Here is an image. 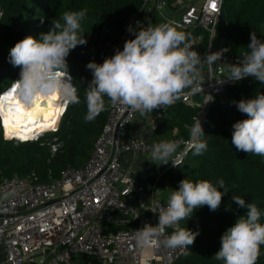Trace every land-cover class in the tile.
I'll return each mask as SVG.
<instances>
[{"label":"built area","instance_id":"obj_1","mask_svg":"<svg viewBox=\"0 0 264 264\" xmlns=\"http://www.w3.org/2000/svg\"><path fill=\"white\" fill-rule=\"evenodd\" d=\"M222 4L223 0H143L140 11L124 22L119 38L95 47L91 56L103 62L117 49L123 50L125 41L135 38L130 27L138 31L153 26L154 19L159 24L175 21L202 59L210 53H223L214 64L202 62L203 91L193 94L185 89L175 101L198 107L197 116L203 125L205 110L214 99L242 80L253 79H227L229 65L239 63L248 52L227 53L225 39L216 37ZM144 11L148 12L146 18L141 17ZM168 107L153 110L154 115L148 119L151 131H155ZM138 113H130L123 106L113 107L109 102L105 124L88 158L79 169L63 170L58 179L41 181L34 172L11 178L0 176V248L4 251L0 264H175L187 254V249L173 250L163 245L145 254L135 246L134 230L145 224L156 226L158 214L152 208L157 202L167 204L156 186L158 180L166 172H176L191 151L186 143H181L168 164L155 161L158 172L154 173L153 182L142 183L136 169L121 163L123 154L152 157L150 142L127 135ZM1 119L0 115L3 140L14 144L38 142L48 134L54 135L60 122L31 140L18 141L6 138ZM41 144L51 155L62 146L56 138ZM176 227L181 228L180 222ZM173 230L166 229L161 239Z\"/></svg>","mask_w":264,"mask_h":264},{"label":"clouds","instance_id":"obj_2","mask_svg":"<svg viewBox=\"0 0 264 264\" xmlns=\"http://www.w3.org/2000/svg\"><path fill=\"white\" fill-rule=\"evenodd\" d=\"M85 18L86 10L65 12L63 24L52 20L50 29L39 39L29 35L17 42L9 50V63L19 67L20 73L17 71L15 76L19 75V79L11 81L8 90L0 94V100L15 97L19 103L31 107L41 97L59 95L67 103L79 104L78 89L69 74L67 57L78 45L87 44L81 26ZM179 28L175 21L148 25L138 31L130 27L129 32H134L135 38L125 41L123 50L117 49L101 64L89 62L86 67L92 72L93 79L85 88V122L93 121L105 110V97L113 107L123 106L130 113L147 116L153 110L172 106L185 89L193 94L203 91L202 62L214 64L223 53H210L202 59L197 51L192 50L185 33ZM247 48L248 53L239 63L229 65L227 79L239 81L251 76L264 84V41L252 31ZM234 103L248 118L233 124L231 144L238 151L264 156V94L257 93L252 99ZM194 119L188 141L153 144L154 161L168 164L181 143H186L194 156L207 150L201 121L198 116ZM218 185L208 180H181L178 190L170 193L166 206L158 202L154 204L152 212L158 214L157 225L145 224L134 230L136 248L147 254L161 245L173 250L193 245L199 233L176 226L202 206H208L211 211L218 210L222 197L228 193L222 179ZM232 202L240 209L247 208V213L239 216L221 236V247L214 257L224 264H256L264 245V224L260 223L262 213L255 203L246 204L239 196H232ZM168 228L174 230L161 239Z\"/></svg>","mask_w":264,"mask_h":264},{"label":"trees","instance_id":"obj_3","mask_svg":"<svg viewBox=\"0 0 264 264\" xmlns=\"http://www.w3.org/2000/svg\"><path fill=\"white\" fill-rule=\"evenodd\" d=\"M142 4L143 0H0V92L11 83L19 69L9 63V50L29 35L39 39L50 29L52 20L63 24L65 12L86 10L81 26L87 40L86 45H78L67 57L80 103L66 105L57 133L49 138H56L61 148L51 155L41 144L49 140L48 137L15 145L4 141L0 130V176L11 178L34 172L38 180L48 181L49 178L58 179L66 168L82 166L105 124L109 104L105 97V110L93 121L85 122V88L93 79L86 65L103 63L92 58L93 49L116 41L124 22L140 11ZM252 31L264 41V0H223L216 37L225 39V51L233 55L248 52ZM257 93L264 94V87L247 78L214 99L203 117L207 150L199 156L189 151L182 166L176 172H166L156 184L167 198L172 191L178 190L179 182L185 178L208 180L217 187L222 179L228 191L218 210L211 211L205 205L195 209L188 220L180 221L181 228L186 227L199 235L187 248V254L175 264H224L214 257L221 247V236L239 216L247 213V208L240 209L232 202V196H239L246 204L255 203L262 213L260 223L264 224V156L238 151L231 144L233 124L248 118L238 111L234 102L252 99ZM197 100H201L199 96ZM198 113V107L175 103L168 107V115L159 119L155 132L167 139L187 140ZM153 172H158L156 165ZM152 178L150 175L151 181ZM256 264H264V245Z\"/></svg>","mask_w":264,"mask_h":264},{"label":"bare ground","instance_id":"obj_4","mask_svg":"<svg viewBox=\"0 0 264 264\" xmlns=\"http://www.w3.org/2000/svg\"><path fill=\"white\" fill-rule=\"evenodd\" d=\"M18 72L20 73V70ZM16 78L18 80L19 75ZM67 104L59 95L41 97L31 107L19 103L15 97L0 100L1 123L5 129L6 138L28 141L56 127Z\"/></svg>","mask_w":264,"mask_h":264},{"label":"crops","instance_id":"obj_5","mask_svg":"<svg viewBox=\"0 0 264 264\" xmlns=\"http://www.w3.org/2000/svg\"><path fill=\"white\" fill-rule=\"evenodd\" d=\"M148 16V12L144 11L141 14L142 18H146ZM153 26L158 25L159 22L154 19L152 21ZM200 71H202V66L200 68ZM203 75V74H202ZM10 87V86H9ZM167 110L165 111V115L163 117H166ZM154 115V112L147 114V116H141L140 113H138L131 123V125L127 129V135L137 138H142L148 142H150L152 145L155 142L159 141H166L167 137L158 135L155 131H151L148 127V119ZM175 132V131H174ZM121 163L123 166L132 167L137 170L139 179L144 184H151L153 182L154 173L153 172V166L155 165V161L152 157L142 156V155H132V154H123L121 156ZM158 169V168H157ZM150 175H153L152 181L150 179ZM4 259V251L2 248H0V261Z\"/></svg>","mask_w":264,"mask_h":264},{"label":"rangeland","instance_id":"obj_6","mask_svg":"<svg viewBox=\"0 0 264 264\" xmlns=\"http://www.w3.org/2000/svg\"><path fill=\"white\" fill-rule=\"evenodd\" d=\"M16 79H17V78H16ZM16 79H15V81H16ZM9 84H10V83H8L6 86H8ZM6 86H5V87H6ZM54 136H55V135L48 134V135H46V138L48 137V139H49V138H52V137H54ZM44 139H45V138H44ZM49 140H50V139H49ZM13 144H14V143H13ZM15 145H16V144H15ZM45 146H46V145H45ZM160 191H161V190H160ZM161 192H162V191H161ZM161 195L164 197V199H168L167 196H166V193L162 192Z\"/></svg>","mask_w":264,"mask_h":264},{"label":"water","instance_id":"obj_7","mask_svg":"<svg viewBox=\"0 0 264 264\" xmlns=\"http://www.w3.org/2000/svg\"><path fill=\"white\" fill-rule=\"evenodd\" d=\"M10 85H11V84H9L8 86H6L2 91H5L6 89H8ZM2 91H1V92H2ZM1 92H0V93H1Z\"/></svg>","mask_w":264,"mask_h":264},{"label":"snow or ice","instance_id":"obj_8","mask_svg":"<svg viewBox=\"0 0 264 264\" xmlns=\"http://www.w3.org/2000/svg\"><path fill=\"white\" fill-rule=\"evenodd\" d=\"M213 7H215V5H213ZM17 111H19V109Z\"/></svg>","mask_w":264,"mask_h":264}]
</instances>
